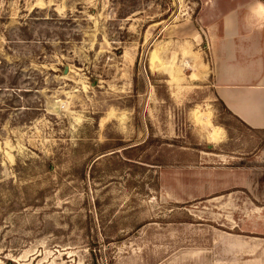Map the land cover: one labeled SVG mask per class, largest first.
<instances>
[{
  "label": "rangeland",
  "instance_id": "374dc122",
  "mask_svg": "<svg viewBox=\"0 0 264 264\" xmlns=\"http://www.w3.org/2000/svg\"><path fill=\"white\" fill-rule=\"evenodd\" d=\"M202 5L0 0V264L245 262L213 256L198 197L258 145L215 96Z\"/></svg>",
  "mask_w": 264,
  "mask_h": 264
},
{
  "label": "crops",
  "instance_id": "0c3cea01",
  "mask_svg": "<svg viewBox=\"0 0 264 264\" xmlns=\"http://www.w3.org/2000/svg\"><path fill=\"white\" fill-rule=\"evenodd\" d=\"M202 1L215 96L258 145L236 165L199 173L198 197L218 230L213 256L264 264V0Z\"/></svg>",
  "mask_w": 264,
  "mask_h": 264
}]
</instances>
